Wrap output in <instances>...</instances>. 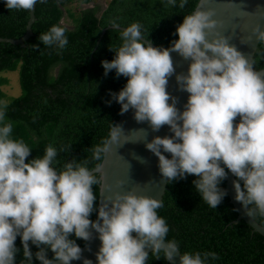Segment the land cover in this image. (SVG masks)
<instances>
[{
  "label": "clouds",
  "instance_id": "clouds-1",
  "mask_svg": "<svg viewBox=\"0 0 264 264\" xmlns=\"http://www.w3.org/2000/svg\"><path fill=\"white\" fill-rule=\"evenodd\" d=\"M207 2L200 0V8L184 16L174 33L178 39L168 48L153 47L138 23L128 26L120 32L122 45L118 49L109 46L114 58L101 62L104 75L115 70L117 78H127L118 93H110L121 105L120 115L133 110L138 123L147 122L154 132L167 125L174 134L156 136L145 144L158 157L163 180L197 177L192 181L196 192L217 208L227 195L220 184L230 172L236 177L234 199L245 214L252 217L258 211L264 216V73L255 71L230 37L218 31L222 24L213 18L214 10H205ZM4 3L9 11H32L37 0ZM168 3L175 6L176 0ZM186 3L181 0L179 7ZM111 27L119 29L115 21ZM65 31L53 25L38 41L62 50L68 43ZM253 37L264 42V27H254L249 41ZM173 52L190 61L187 74H176ZM174 74L179 90L189 94L183 111L167 91ZM4 116L0 112V121ZM141 130L146 141L147 132ZM120 131L122 127L116 125L110 141L95 147L94 159L111 151ZM11 132L10 123L0 126V264H15L17 237L26 260L32 262L31 242L40 249L35 256L41 264H71L81 259L82 249L70 237L74 234L90 241L94 233L101 241L98 264H146V249L156 259L162 252L169 264H175L174 257L181 252L175 240L167 239L169 228L157 214L160 200L134 190L113 191L110 186L109 194L98 200L93 186L100 183L94 175L99 165L91 170L69 162L58 172L51 166L57 156L52 146L43 157L28 161L31 149L10 138ZM122 187L118 181L117 188ZM250 205L255 207L250 209ZM93 212L98 213L95 221L90 219ZM49 249L52 259L47 257ZM209 258L217 259L216 253L184 252L180 264H206ZM83 264L93 262L84 259Z\"/></svg>",
  "mask_w": 264,
  "mask_h": 264
},
{
  "label": "trees",
  "instance_id": "trees-1",
  "mask_svg": "<svg viewBox=\"0 0 264 264\" xmlns=\"http://www.w3.org/2000/svg\"><path fill=\"white\" fill-rule=\"evenodd\" d=\"M93 1L37 0L32 35L25 45L0 41V73L18 69L21 88V94L6 99L1 87L8 79L0 74V112L5 113L0 126L12 125L10 138L23 141L32 151L28 161L43 157L48 146L54 147L57 156L51 166L58 172L69 162L91 170L99 165L103 154L97 160L93 151L108 140L120 116L121 105L110 93H118L127 78H117L115 70L105 76L101 62L114 58L109 46L118 49L122 45L121 31L106 30L95 45L100 31L113 21L125 28L138 23L146 39L159 48H168L178 38L174 35L177 25L184 16L192 14L198 2L187 0L183 8L179 7L181 0H176L175 6L168 0H109L104 7L88 6ZM72 3L81 7L77 13L66 7ZM65 15L72 25L61 23ZM28 19V11H9L4 0H0V37L20 38ZM53 25L66 30L68 43L62 50L38 41L39 35ZM251 63L255 71L264 67V42L258 43ZM94 175L98 178L97 173ZM194 179L197 177L190 175L166 184L157 214L167 223V239L177 242L181 254L216 253L217 259L209 258L206 264H264V236L253 231L244 220L232 223L237 212L227 195L217 208L210 207L196 192ZM220 187L225 189V180ZM93 190L98 199V184ZM96 213L90 217L93 221ZM252 218L264 227V216L258 211ZM70 239L76 240L80 247L87 242L74 234ZM15 243L18 248L15 264L41 262L35 256L40 249L31 242L32 262L24 258L20 237ZM53 256L49 249L47 257ZM146 264L169 262L162 252L160 259H156L151 251Z\"/></svg>",
  "mask_w": 264,
  "mask_h": 264
},
{
  "label": "water",
  "instance_id": "water-1",
  "mask_svg": "<svg viewBox=\"0 0 264 264\" xmlns=\"http://www.w3.org/2000/svg\"><path fill=\"white\" fill-rule=\"evenodd\" d=\"M198 8H200V0H198L193 12ZM204 8L205 10L210 8L215 11V16L213 18L220 21L222 24V26L218 27V31L226 36H229L230 43L235 45L251 63V59L259 42L256 41L254 37L251 41H249L248 37L252 35V29L257 25L264 27V0H208ZM28 14L29 19L25 25L24 34L20 38L12 39L0 37V41L24 46L25 41L32 35L31 25L35 20L34 10L28 11ZM109 29L123 31L126 28L119 26V29H114L111 26H108L100 31L95 45L99 35L101 34L102 36V34ZM209 39H211V36ZM152 46L158 47L154 43H152ZM171 55L174 61L176 74H187L190 61L184 60L176 52L171 53ZM257 72L264 73V67ZM176 74L169 78L167 91L172 96L177 98L176 106L179 110L183 111L189 94L179 90L176 81ZM169 102L171 103V101ZM116 125L122 127V131L119 133L118 142L115 145H111L110 152L103 153V157L99 164L100 170L94 171V173L98 174L97 179L100 181L98 184V200L103 199L104 196L109 194L107 192L109 186L112 187L113 191L134 190L138 194L150 195L153 198L161 200L168 181L163 180L161 177L158 168V157L147 150L145 144L146 142H150L156 136L164 137L172 136L174 134L170 132L167 125L163 126L158 132H154L147 122L138 123L134 119L133 110H129L127 113L120 115L115 121L112 129ZM141 129H144L147 132L146 141L143 140L145 132ZM110 134L108 138L109 141ZM164 155H166L169 159L171 158V154L169 153H164ZM136 157L143 158L145 162L141 163ZM95 169L96 167L92 170ZM234 180H236V177L229 172L227 178L225 179L224 189L229 198V202L234 206L237 212V217L232 221V223L244 220L251 226L253 231L264 236V227L256 222V220L252 217H248L245 214L242 205L234 199ZM118 181L123 182L122 188H117ZM97 215L98 213H96V219ZM100 245L101 241L98 238V233H94L93 238L81 247V259L74 260L71 264H83L84 259L91 260L93 264H98L96 253L99 251ZM146 250L151 252V249ZM180 254L181 253L174 257L175 264H180ZM20 264L24 263L21 262ZM29 264H41V262ZM54 264H60V262L56 261Z\"/></svg>",
  "mask_w": 264,
  "mask_h": 264
},
{
  "label": "rangeland",
  "instance_id": "rangeland-1",
  "mask_svg": "<svg viewBox=\"0 0 264 264\" xmlns=\"http://www.w3.org/2000/svg\"><path fill=\"white\" fill-rule=\"evenodd\" d=\"M108 1L109 0H94L88 6H92L93 4H99L102 7H104ZM66 7H70L72 11H74L75 13H77L78 10L81 8L75 3L67 4ZM61 22L67 26H70L73 24L71 19L68 18L66 15L62 18ZM0 74L8 79L7 83L2 85L1 87V89L6 95V99L9 97L18 96L19 94H21V88L19 85L18 69H16L15 71H3Z\"/></svg>",
  "mask_w": 264,
  "mask_h": 264
}]
</instances>
